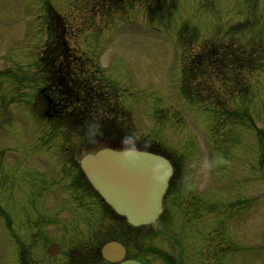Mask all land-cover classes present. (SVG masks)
Listing matches in <instances>:
<instances>
[{"label":"rangeland","instance_id":"rangeland-1","mask_svg":"<svg viewBox=\"0 0 264 264\" xmlns=\"http://www.w3.org/2000/svg\"><path fill=\"white\" fill-rule=\"evenodd\" d=\"M242 1L243 14L237 11H242ZM46 2L62 16L70 47L81 54V46L99 56L104 69L111 68V104L128 112L129 119H124L133 134L160 141L183 160L182 192L168 201L170 236L141 241L146 264H264V141L259 138L260 133L264 137V64H244L247 60L241 57L246 49L264 50L258 44L264 38V0H0V157L8 163L0 169V193L3 185H13L11 176H20L22 154L24 159L53 158L70 138V133L35 119L29 104L34 85L21 82L42 51ZM55 28L60 30V24L51 32ZM150 29L169 37H151ZM90 45L94 51L85 50ZM233 59L243 65L241 98L227 99V115L217 101L228 93L220 92L221 86H236L229 80L236 72L230 66ZM184 75L191 85L187 94L182 91ZM15 101L23 103L24 117L14 118ZM244 107L249 124L234 125L230 120ZM27 146L34 147L33 153H26ZM27 163L26 176L37 177L34 167L43 162ZM51 164L49 174L42 176L46 190L59 184L50 200L36 202L37 181L23 183L22 200L32 202V208L24 205L22 216L0 195L8 210L0 213V264H20L21 242L33 264H64L63 255L50 263L45 259L50 240H59L66 249L89 238L101 220L84 207L82 212L67 207L72 202L79 207L77 194L61 172L63 163L57 159ZM56 194L60 203L55 206ZM28 195L33 201L26 200ZM59 226L57 232L51 230ZM48 232L51 239L42 238ZM7 247L11 252L5 258Z\"/></svg>","mask_w":264,"mask_h":264},{"label":"water","instance_id":"water-1","mask_svg":"<svg viewBox=\"0 0 264 264\" xmlns=\"http://www.w3.org/2000/svg\"><path fill=\"white\" fill-rule=\"evenodd\" d=\"M49 101L37 96V112L46 115ZM103 198L134 224L154 222L171 169L160 156L139 151L103 150L82 162ZM123 257V252L118 258ZM124 264H140L129 261Z\"/></svg>","mask_w":264,"mask_h":264},{"label":"trees","instance_id":"trees-1","mask_svg":"<svg viewBox=\"0 0 264 264\" xmlns=\"http://www.w3.org/2000/svg\"><path fill=\"white\" fill-rule=\"evenodd\" d=\"M135 233V236H137V234H136V232H134ZM143 235V234H142Z\"/></svg>","mask_w":264,"mask_h":264},{"label":"flooded vegetation","instance_id":"flooded-vegetation-1","mask_svg":"<svg viewBox=\"0 0 264 264\" xmlns=\"http://www.w3.org/2000/svg\"><path fill=\"white\" fill-rule=\"evenodd\" d=\"M82 108H83V106L80 107V109H82Z\"/></svg>","mask_w":264,"mask_h":264}]
</instances>
